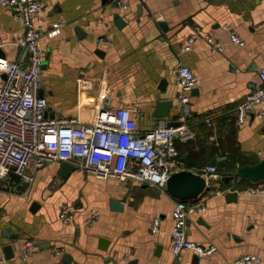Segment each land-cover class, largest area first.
<instances>
[{"label": "crops", "instance_id": "crops-1", "mask_svg": "<svg viewBox=\"0 0 264 264\" xmlns=\"http://www.w3.org/2000/svg\"><path fill=\"white\" fill-rule=\"evenodd\" d=\"M42 1L44 9L34 22L46 51L38 93L47 100L48 116L78 115L90 123L95 104L107 99L110 108H138L141 132L167 121L183 122L193 136L175 138L176 170L204 171L213 164L236 172L237 166H251L264 157V119L256 115L264 100L244 120L235 116L239 103L260 83L264 0H130L126 9L112 0ZM59 18L64 20L61 31L51 37L45 29ZM231 30L243 43L230 39ZM24 33L23 23L0 3V53L22 66L28 63V51L15 40ZM208 35L222 47L210 49ZM182 63L197 76L186 104L176 99L174 69ZM4 74L0 71V82ZM161 100L172 102L163 117L155 115ZM61 165L28 168L29 182L10 174L0 179L3 264H231L244 254H257L258 264H264V195L245 191L264 185V179L234 181L222 174L226 171L214 176L204 172L209 187L192 202L205 209L189 215L186 234L215 250L201 256L184 249L177 257L170 232L178 199L165 187L99 179L76 167L61 173ZM232 190L237 191L235 201L225 197ZM112 198L122 203L121 209L111 208ZM63 204L76 207L73 220L59 217ZM89 207L98 209L99 216L84 223ZM155 217L158 228L152 231ZM29 238L37 246L22 257ZM4 245L11 246V258H5Z\"/></svg>", "mask_w": 264, "mask_h": 264}, {"label": "built area", "instance_id": "built-area-1", "mask_svg": "<svg viewBox=\"0 0 264 264\" xmlns=\"http://www.w3.org/2000/svg\"><path fill=\"white\" fill-rule=\"evenodd\" d=\"M121 9L129 7L130 0H112ZM12 15L25 26V33L15 42L24 45L28 51V63L22 66L18 60L10 59L0 53V71L5 77L0 82V179L10 173L19 175L29 182L32 176L28 168L37 169L52 162H69L76 168L99 179L115 178L119 182L132 179L139 183L165 187L168 175L176 170L179 152L175 138L181 140L193 136L192 130L178 121L175 126L156 125L152 129L139 131L138 108L118 106L109 107L107 99L95 104L96 114L92 122L83 123L78 115L68 117H50L44 113L47 100L39 95L40 75L45 56L41 45L42 30L35 25L34 19L44 9L42 0H0ZM63 19H54L45 29L49 36L61 31ZM195 34L188 38V44ZM230 39L239 44L243 39L230 31ZM212 50L220 49L222 42L207 36ZM179 91L177 101L189 102L190 91L197 82V76L188 64L175 67ZM260 83L250 91L236 108L235 116L244 120L253 108L264 100V65L259 69ZM80 81L81 77H77ZM264 119V109L256 112ZM264 154V149L260 151ZM204 172L209 176L217 174L216 166L208 164ZM249 194L264 195V185L249 187ZM205 209L203 203L190 200H177L171 215L173 227L170 232L171 251L179 257L184 249H192L204 256L215 250V246L200 245L187 237L186 222L189 215ZM76 207L63 204L59 217L71 221L76 217ZM99 216V210L88 208L84 223L93 222ZM158 228V217L152 220V231ZM264 237V227L262 228ZM37 246L34 238L24 242L22 257H27ZM61 250L55 249L58 254ZM261 259L257 254H244L235 258L231 264H258ZM0 264L3 261L0 260Z\"/></svg>", "mask_w": 264, "mask_h": 264}, {"label": "water", "instance_id": "water-1", "mask_svg": "<svg viewBox=\"0 0 264 264\" xmlns=\"http://www.w3.org/2000/svg\"><path fill=\"white\" fill-rule=\"evenodd\" d=\"M118 18V17H117ZM117 21H120L118 18ZM5 75V74H4ZM41 95V91L39 92ZM171 100H161L157 102L156 112L160 114H155L158 116H166L169 107L171 106ZM48 116L47 111L44 113ZM167 126L177 125L176 121H167ZM74 165L69 162H62L61 173L74 169ZM223 175L230 176L234 181L239 177H247L251 179H264V157L254 165L251 166H241L238 171H226L222 172ZM10 175L16 179H19V175L10 173ZM209 187L208 181L204 176L203 170L193 171L190 169H178L173 170L167 177L165 182V188L168 193L177 198L178 200H195L197 199L205 189ZM225 197L227 200L235 201L237 199V191H227L225 192ZM110 206L112 209H121L122 203L116 199H110ZM3 250L5 252V258H11L13 256L11 246L4 245ZM130 264H135V260L131 261Z\"/></svg>", "mask_w": 264, "mask_h": 264}, {"label": "trees", "instance_id": "trees-1", "mask_svg": "<svg viewBox=\"0 0 264 264\" xmlns=\"http://www.w3.org/2000/svg\"><path fill=\"white\" fill-rule=\"evenodd\" d=\"M256 163V162H255ZM219 166H216V169H217V172H222V171H234V170H230V169H232L230 166H220V168H218ZM237 167H239V166H237ZM236 167V168H237ZM263 182H264V180H263Z\"/></svg>", "mask_w": 264, "mask_h": 264}, {"label": "rangeland", "instance_id": "rangeland-1", "mask_svg": "<svg viewBox=\"0 0 264 264\" xmlns=\"http://www.w3.org/2000/svg\"><path fill=\"white\" fill-rule=\"evenodd\" d=\"M239 167H241V166H239ZM78 169L81 171V169H80V168H78ZM238 169H239V168H237V171H238ZM81 173H82V174H84V175H86V174H87V173H86L84 170H82V171H81Z\"/></svg>", "mask_w": 264, "mask_h": 264}]
</instances>
